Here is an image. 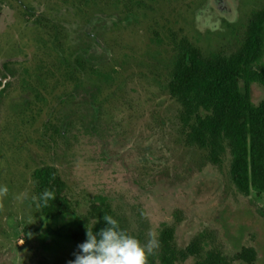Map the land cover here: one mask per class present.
I'll return each instance as SVG.
<instances>
[{"label": "rangeland", "instance_id": "obj_1", "mask_svg": "<svg viewBox=\"0 0 264 264\" xmlns=\"http://www.w3.org/2000/svg\"><path fill=\"white\" fill-rule=\"evenodd\" d=\"M230 2L235 12L223 16L206 1L200 10L216 11L212 23L208 13H195L198 7L189 13L187 35L205 53L234 52L252 12L264 5V0ZM172 63L164 46L142 43L137 57L125 63L119 78L124 86L114 91L92 131L82 129L77 138L52 149L33 145L36 162L27 169L22 170L26 157L21 146L11 139L0 145L3 150L12 146L8 155L0 154V186L7 187L0 195V264H68L75 258L70 236L80 225L75 215L47 220L33 204L32 174L45 164L60 171L76 216H85L97 197H106L142 243L150 232L159 239L164 228L175 227L180 250L205 235V250L219 247L232 264H247L234 260L243 248L256 251L254 264H264V196L237 190L229 154L217 167L184 146L180 106L166 90ZM259 66L264 67V57ZM251 98L255 104L263 101L264 88L252 85ZM193 262L190 258L187 264Z\"/></svg>", "mask_w": 264, "mask_h": 264}, {"label": "flooded vegetation", "instance_id": "obj_2", "mask_svg": "<svg viewBox=\"0 0 264 264\" xmlns=\"http://www.w3.org/2000/svg\"><path fill=\"white\" fill-rule=\"evenodd\" d=\"M192 1L0 0V145L22 147L23 170L36 162L33 145L52 149L92 131L142 43L173 58L190 11L211 22L216 11L200 10L207 0Z\"/></svg>", "mask_w": 264, "mask_h": 264}, {"label": "trees", "instance_id": "obj_3", "mask_svg": "<svg viewBox=\"0 0 264 264\" xmlns=\"http://www.w3.org/2000/svg\"><path fill=\"white\" fill-rule=\"evenodd\" d=\"M173 65L166 90L179 104V135L185 147L198 150L203 159L221 167L223 157H231L230 176L237 190L258 199L264 196V99L255 104L251 87L264 88V5L253 11L244 31L241 45L231 53H205L187 36H173ZM243 83L245 91L241 90ZM33 196L44 190L54 193L47 206L33 202L40 215L51 220L74 214L80 224L71 230L75 253L86 239V227L98 231L105 226L103 216L118 221L120 228L130 231L127 221L113 208L106 197H97L85 216H76L70 190L59 171L50 165L36 168L32 174ZM264 219V210L261 213ZM175 227H166L159 247L148 257L147 264H232L219 247L206 251L205 235L197 236L185 249L174 242ZM140 241L141 239L137 236ZM256 251L243 248L234 260L254 264Z\"/></svg>", "mask_w": 264, "mask_h": 264}, {"label": "clouds", "instance_id": "obj_4", "mask_svg": "<svg viewBox=\"0 0 264 264\" xmlns=\"http://www.w3.org/2000/svg\"><path fill=\"white\" fill-rule=\"evenodd\" d=\"M7 192L6 186H0V195ZM55 199L54 193L44 190L32 200L38 206H47ZM105 226L98 231L86 227V239L77 245L78 251L68 264H147L148 257L159 247V241L151 232L148 239L141 242L126 230L120 228L112 216H103Z\"/></svg>", "mask_w": 264, "mask_h": 264}, {"label": "water", "instance_id": "obj_5", "mask_svg": "<svg viewBox=\"0 0 264 264\" xmlns=\"http://www.w3.org/2000/svg\"><path fill=\"white\" fill-rule=\"evenodd\" d=\"M209 3L218 13H220L223 16L226 13L232 15L235 12L234 7L232 6L230 0H209Z\"/></svg>", "mask_w": 264, "mask_h": 264}]
</instances>
